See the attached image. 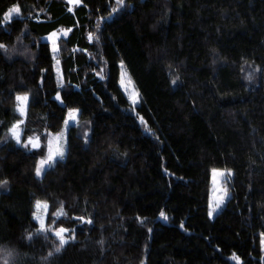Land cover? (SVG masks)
<instances>
[{
	"label": "trees",
	"instance_id": "trees-1",
	"mask_svg": "<svg viewBox=\"0 0 264 264\" xmlns=\"http://www.w3.org/2000/svg\"><path fill=\"white\" fill-rule=\"evenodd\" d=\"M15 4L21 14L3 22ZM62 30L54 53L45 38ZM0 43V249L15 250L9 264H264V0H0ZM121 63L137 106L119 85ZM23 92L24 140L43 143L46 131L63 130L68 108L80 109L63 160L42 178L43 148L6 135L24 119L14 111ZM212 169L232 172L213 220ZM37 198L49 204L50 227L76 230L60 253L54 233L27 240L39 227Z\"/></svg>",
	"mask_w": 264,
	"mask_h": 264
},
{
	"label": "snow or ice",
	"instance_id": "snow-or-ice-1",
	"mask_svg": "<svg viewBox=\"0 0 264 264\" xmlns=\"http://www.w3.org/2000/svg\"><path fill=\"white\" fill-rule=\"evenodd\" d=\"M69 4H79L81 3V0H68ZM116 4L117 5H124V0H116ZM71 11V9H69ZM117 9H113V11H116ZM21 7L19 4H15L13 5L10 9H8V11L6 12V14L3 17V22L7 23L10 22L14 19V14L16 16H19L21 14ZM66 34V33H65ZM48 39H50L52 41V51L58 52L59 51V47L57 45V33L55 31L51 32L50 35L48 36ZM92 39L91 34L89 35V40ZM0 50H4L5 53L8 52V48L7 45L4 43H0ZM13 51H15L13 49ZM10 58V57H9ZM55 58V57H53ZM57 63H59V61H57ZM256 71H260L259 68L256 69ZM248 80H251L253 77L251 75L246 77ZM43 79L41 80V83L43 84ZM172 83L175 85L176 84V80H172ZM133 99L135 100V97H133ZM15 100H16V105L14 108L15 112L19 113V116L24 118V119H16L14 123H12L11 127L8 128V132L6 133V135L10 134L11 138L15 140L17 145H22L25 149H28L29 146H31V149L33 150H39L41 149V138L39 136H32V135H28L27 139L24 140L23 136L24 133L22 131V125L25 124V119L27 118L28 115V110H29V94L28 92H23L21 93H17L15 96ZM55 100L59 101L60 104H64V100L61 97L60 92H57L55 95ZM79 116H80V109L76 108V107H72V108H68L67 113H66V118L62 117V121H63V130L60 132H56V133H52V132H48L46 131V135L48 137L47 139V154L45 155L42 151L38 152L39 155V159L34 167V171H35V175L37 177H40L44 174L45 172V166H47V168H52L54 166V164L57 161V158H59L60 160H63L64 155H65V148L64 145L67 142V133L70 130V123L75 126L78 125L79 123ZM142 120V118H141ZM87 132L84 133V137H85V143H87ZM213 180L214 183L216 182V177L217 176H224L225 172L228 175H231V170L229 169H225L223 171H219L217 169H213ZM8 183L7 180L4 181H0V187H3L4 185H6ZM227 195V192L225 190V196ZM224 200V196H221L219 198V200L217 201V203L215 204L214 207H211V209L208 212L209 216L213 215V212L218 209L220 207V203H222ZM62 207V205H61ZM35 208L37 209V211L32 213V217L35 221L38 222L39 227H36L34 231L32 232H28L27 233V240L28 241H32L34 236H38L40 234H44V239L47 240L48 234L49 233H54L55 237L58 239V244L56 245L54 252L55 253H60L64 248L65 245H67L69 243V240H75L76 239V235H75V229H69L63 226L60 227H56L55 226V221H51L52 226H49V218L47 217V209L49 208V204L47 201L41 200V199H35ZM43 213V214H42ZM160 216L167 220L168 217L166 216V214L161 211L160 212ZM73 219H75L76 221H79L81 224H88L91 225L93 223L92 219L90 218H86L84 216H75L73 217ZM143 222V221H141ZM181 227L183 228V224H181ZM149 232H151V229H148ZM99 243L102 245L104 243L103 240H100ZM260 244L262 246V250H264V233H261V241ZM15 250L9 251L6 248L0 249V252H3L4 254V264H9V257H12L13 259H15V256L13 255ZM53 251H49L47 253V256L41 257L42 260H47L48 257H51L54 255ZM16 256H19V253H16ZM233 259L236 261H239V257L235 256V254L233 255Z\"/></svg>",
	"mask_w": 264,
	"mask_h": 264
},
{
	"label": "rangeland",
	"instance_id": "rangeland-1",
	"mask_svg": "<svg viewBox=\"0 0 264 264\" xmlns=\"http://www.w3.org/2000/svg\"><path fill=\"white\" fill-rule=\"evenodd\" d=\"M66 36H67V32L64 31V30H62L60 32H57V40L59 38H61V37H66ZM45 39L52 43V41L50 39H48V36ZM57 40H56V42H57ZM52 47H53V45H52ZM57 71L60 73L59 67H57ZM119 85H120L123 93L128 98L129 102L133 106H137V105L140 104L139 93L136 90V88H135V86H134L129 74L127 73V71L125 69V66L122 63L120 64ZM133 97H135V100L133 99ZM70 125H71V123H70ZM47 139H48V137L45 139V141H43V143L41 142V147L43 148V152H44L45 155L47 154ZM64 148H65V152H66V144L64 145ZM28 149H31V146H29ZM31 150H33V149H31ZM57 159H59V158H57ZM47 169H48L47 166H45V172H46ZM217 170L223 171V169H217ZM45 172H44V174H45ZM44 174L42 176H40L39 178H42L44 176ZM231 177H232V174L228 175L225 172L224 176H217L216 177V182L214 183L213 171H211V186H210V194H209V208H208V212L211 209V207L215 206V204L217 203L219 198L221 196H224V200H223L222 203H220V207L213 212L212 216L208 215L211 220H213L216 217V215L223 209V207L226 205L228 199L230 198L231 194L229 192L227 182L230 180ZM225 190L227 192L226 196H225ZM35 210L37 211L36 208H35ZM262 251H263L262 258L264 259V250H262Z\"/></svg>",
	"mask_w": 264,
	"mask_h": 264
},
{
	"label": "crops",
	"instance_id": "crops-1",
	"mask_svg": "<svg viewBox=\"0 0 264 264\" xmlns=\"http://www.w3.org/2000/svg\"><path fill=\"white\" fill-rule=\"evenodd\" d=\"M66 1L68 2V0H66ZM70 5L72 6V5H75V4H70ZM70 126H72V124Z\"/></svg>",
	"mask_w": 264,
	"mask_h": 264
}]
</instances>
